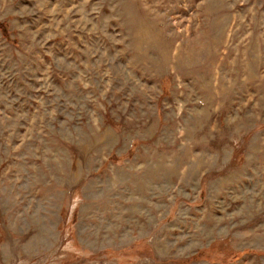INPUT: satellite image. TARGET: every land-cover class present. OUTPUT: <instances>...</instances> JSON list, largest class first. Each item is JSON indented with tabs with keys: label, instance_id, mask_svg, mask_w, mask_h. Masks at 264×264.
Instances as JSON below:
<instances>
[{
	"label": "rangeland",
	"instance_id": "1",
	"mask_svg": "<svg viewBox=\"0 0 264 264\" xmlns=\"http://www.w3.org/2000/svg\"><path fill=\"white\" fill-rule=\"evenodd\" d=\"M0 264H264V0H0Z\"/></svg>",
	"mask_w": 264,
	"mask_h": 264
},
{
	"label": "trees",
	"instance_id": "2",
	"mask_svg": "<svg viewBox=\"0 0 264 264\" xmlns=\"http://www.w3.org/2000/svg\"><path fill=\"white\" fill-rule=\"evenodd\" d=\"M2 26L4 27V25L2 24Z\"/></svg>",
	"mask_w": 264,
	"mask_h": 264
}]
</instances>
